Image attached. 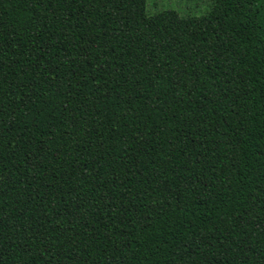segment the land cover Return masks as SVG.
I'll use <instances>...</instances> for the list:
<instances>
[{"label": "trees", "instance_id": "1", "mask_svg": "<svg viewBox=\"0 0 264 264\" xmlns=\"http://www.w3.org/2000/svg\"><path fill=\"white\" fill-rule=\"evenodd\" d=\"M0 264H264V0H0Z\"/></svg>", "mask_w": 264, "mask_h": 264}, {"label": "rangeland", "instance_id": "2", "mask_svg": "<svg viewBox=\"0 0 264 264\" xmlns=\"http://www.w3.org/2000/svg\"><path fill=\"white\" fill-rule=\"evenodd\" d=\"M214 0H147L149 14L164 10L175 9L181 15H202L210 11Z\"/></svg>", "mask_w": 264, "mask_h": 264}]
</instances>
